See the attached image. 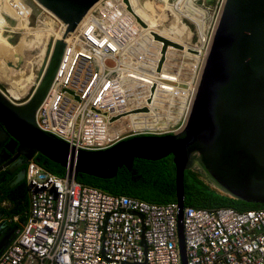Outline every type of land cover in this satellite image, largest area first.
<instances>
[{
  "label": "built area",
  "instance_id": "1",
  "mask_svg": "<svg viewBox=\"0 0 264 264\" xmlns=\"http://www.w3.org/2000/svg\"><path fill=\"white\" fill-rule=\"evenodd\" d=\"M31 1L35 7L27 0H0L6 21L3 35L27 30L34 10L33 25L48 15L57 28H64L62 21ZM129 5L125 0H101L87 13L71 32L52 87L39 109V127L77 149L104 150L137 135L178 134L185 126L212 40L189 52L183 45L184 50L175 49L188 57L191 50L199 49L204 57L193 88H181L180 71L172 74L168 68V51L159 70L163 44L158 42L162 46L155 63L158 46L143 35L144 26L137 20L131 0ZM10 68L18 69V64ZM164 70L176 78H159L168 88L158 102L162 105L178 98L180 104L184 99L183 123L176 133L153 132L156 127L135 130L128 119L149 113L158 91L157 81L153 84L147 76ZM169 105L164 115L156 106L153 117L158 122L173 117L176 106ZM166 123L160 129L167 130ZM65 178L36 162L29 164L28 218L0 264H182L176 202L157 204L113 195ZM183 225L188 264H264V208L186 206Z\"/></svg>",
  "mask_w": 264,
  "mask_h": 264
},
{
  "label": "water",
  "instance_id": "2",
  "mask_svg": "<svg viewBox=\"0 0 264 264\" xmlns=\"http://www.w3.org/2000/svg\"><path fill=\"white\" fill-rule=\"evenodd\" d=\"M27 1L35 7L31 0ZM35 1L65 26L60 36L51 40L38 85L30 90L25 101L17 103L0 89V127L3 136L12 139L13 144V148L8 146L5 150L14 153L16 149L17 158L20 157L25 166L39 162L37 158L42 156L65 168V179L74 182H78L80 174L112 179L123 168L131 171L136 159L157 161L172 155L176 168L182 264H188L183 225L186 171L198 172L214 189L231 198L264 204V0L224 1L180 133L137 135L96 151L77 149L49 135L39 127L37 117L52 87L71 32L101 0ZM125 2L129 5V0ZM129 9L132 10L130 5ZM35 12L31 15L32 24ZM6 18L15 26L14 20ZM137 20L146 27L139 16ZM152 36L163 44L161 70L168 49L184 50V47L155 32ZM142 110L147 112V108ZM2 150L0 147V160L8 159L10 154ZM12 163L0 168V174ZM8 171L18 175L13 188L26 181V170L21 175L14 167ZM19 231L18 225L10 228L6 223L0 225V258L15 242Z\"/></svg>",
  "mask_w": 264,
  "mask_h": 264
},
{
  "label": "rangeland",
  "instance_id": "3",
  "mask_svg": "<svg viewBox=\"0 0 264 264\" xmlns=\"http://www.w3.org/2000/svg\"><path fill=\"white\" fill-rule=\"evenodd\" d=\"M223 2L224 0H135V3L139 7V9L147 13L152 21L151 28L153 29V31L150 30V32H147L143 29V27H141V29H143L142 30L143 35L147 37V39H149L151 42H153V44H156L158 47L161 44L155 41V39L151 34L153 32L162 35L165 38L172 37V35H175L182 43L188 44L191 47L199 46L204 41H206L205 45H209L210 41L212 40L220 14L223 9L222 6L224 5ZM177 5H179V8L176 7ZM182 10L186 14H183L181 12ZM194 17L197 20H195ZM47 19H48L47 21L48 26L50 25L49 27L51 30L50 32L51 34L49 33L47 35V38H45L40 34L41 38L39 43H35V44L33 43L34 41L32 38H34V35L30 32L29 33L25 31L19 32L15 30V33H13L12 35L10 36L5 35L6 40L9 42V44L12 47H14L15 45H17V47L22 44L25 45L22 48H20L21 52H19L20 57L18 59L20 61L18 63V69L10 68V66L12 65L15 64L17 65L15 57L5 56L4 52H0V64H2V67L5 68V74L7 78L8 76H10L8 78L10 79L9 81H11V78L13 79V77L15 79L20 78L19 75L20 73H23L22 75H24L20 79L21 81L19 82L20 83L19 86L22 91L19 99H15L13 97V95L9 91L10 88H6V87L1 88L0 86V89L11 100L17 103L25 101L29 95L30 90L32 88H36L38 85V79L40 78L43 65L39 64L37 68L36 64H32L31 66V63L37 57L39 58L38 53L41 51L43 45H45L46 47V48L43 47L44 55L49 54V48L51 45L50 42H52L51 39L55 37L54 32L55 29L57 28L54 21L50 19L49 16ZM45 28H47V25H45ZM16 32L18 33L16 34ZM172 41L174 42V40ZM11 51L13 52V50ZM157 53L158 54L154 56L155 63L156 60L158 61V59L160 58V49H157ZM168 53H170V49L168 50ZM17 55L19 56V54ZM203 59L204 57L197 56L196 53L191 54L190 57L184 56L181 52H177V51H175L171 55L167 54V62L169 66L168 68L172 70L171 73L173 74V72L177 73L178 71H180L179 81L181 88H185L186 90L193 88V85L198 80V74L202 66ZM35 69L36 72L34 71ZM163 74H164L163 76L164 79L174 80L176 78L173 75L169 76L165 72V70ZM24 77H27L28 79L27 80L26 78L23 79ZM147 78L149 79V81H151L152 74H150V76H147ZM3 79L6 80V78L1 77L0 82H2ZM167 88L168 86L166 85L162 86L161 92H166ZM175 100L176 102L167 99L168 104L166 103V101L162 105L158 103L157 106L159 109H157V111H159V113H161L162 115H164L166 109L171 106L169 105L171 104V102L176 107L174 110L175 112L172 113L173 115H171L173 117L170 118L166 123L168 127L167 130L160 129L161 125H164L162 123H165L166 121L159 119L160 120L159 125L156 126V129H154L153 132L156 133L178 132L181 124L183 123V117L185 114L184 111L187 109V107H186V101L184 99L182 100V102H180V104L178 98H176ZM180 112L181 115H179Z\"/></svg>",
  "mask_w": 264,
  "mask_h": 264
},
{
  "label": "trees",
  "instance_id": "4",
  "mask_svg": "<svg viewBox=\"0 0 264 264\" xmlns=\"http://www.w3.org/2000/svg\"><path fill=\"white\" fill-rule=\"evenodd\" d=\"M38 158L40 161L36 163L49 173L60 178L66 176V169L61 165H56L42 156ZM13 177L8 171L3 172L0 175V190L4 194L3 199L12 204V208H6L5 211L12 218L19 217L20 221L14 224L22 227L30 209L28 185L23 181L12 188L8 184ZM78 182L113 195L137 197L152 203L177 202L176 168L172 155L157 161L136 159L131 171L123 168L112 179L80 174ZM184 184L186 206L208 209L229 206L238 210L264 208V204L231 198L217 191L198 172L192 170L186 171Z\"/></svg>",
  "mask_w": 264,
  "mask_h": 264
},
{
  "label": "bare ground",
  "instance_id": "5",
  "mask_svg": "<svg viewBox=\"0 0 264 264\" xmlns=\"http://www.w3.org/2000/svg\"><path fill=\"white\" fill-rule=\"evenodd\" d=\"M131 2H132V6H133L135 12L144 20V22H146V27L144 28V30L147 31V32H150V30L153 31V29L151 28L152 21H151V18H149V15L147 13L141 11V9H139V7L136 4L137 2L135 3V0H131ZM176 7L179 8V5H177ZM1 11H5L3 7H1V9H0V52H4L5 56L15 57L16 62L18 64L19 61H20L18 59L20 57V53L19 52H21L20 51V48H22L25 45L22 44V45H20L18 47H17V45H15L16 47L15 46L12 47L9 44V42L6 40L5 35H3L4 34V30L6 28V21L3 19V16L1 14ZM181 12L183 14H186V13H184L183 10ZM41 18H42L41 22H39V23H37L35 25H33L31 23V21H30V25H31L30 27H32V28H28L27 30H25V32H27V33L30 32V33H32L34 35V38H32L33 41H34L33 42L34 44L40 42V38H41L40 34L42 36H44L45 38H47V35L51 32L50 27H49L50 25L48 26V23H47V21H48V19H47L48 18V15H43V16H41ZM194 19H195V17H194ZM195 20H197V19H195ZM45 25H47V28H45ZM62 30H63V28H60V29L59 28H56L55 29V32H54V35H55L54 38H58L60 36ZM166 38L169 39V40H174L175 43H178L180 45H183L186 48L185 51H187V52H189L188 49H193L194 50L196 48V46L191 47L188 44L182 43L175 35H172V37H166ZM31 44H32V42H31ZM205 44H206V41L202 42L197 47L200 48L201 46H204ZM161 46H162V44L159 45L158 49H161ZM43 47H45V45L42 46L41 51L38 53L39 58L37 57L34 61H32V63L30 62L31 63V66H32V64H36V66L38 68V65L39 64L44 65L46 63L48 54L47 55H44V48ZM11 50H13V52ZM175 51H176L175 49L170 48V53H168V54L171 55ZM193 53H196L197 56H200L201 57L202 50L197 49V52L196 51H193ZM193 53H190L189 55H191ZM17 54H19V56ZM2 59H3V57H2ZM7 69H9V68H7ZM34 71L36 72V69ZM19 73H20V71H19ZM22 74L23 73H20L19 74L20 75V78H16L15 79L13 77V79L11 78V81H9L10 79H8V78L10 76H8V78H7V76L5 74V68H3L2 67V64H0V79H1V77L6 78V80L3 79L2 82H0L1 88H4V87L10 88L9 91H10V93L13 95V97L15 99H19L20 96H21V93H22L21 88L19 86V84H20L19 82L21 81L20 79L24 76ZM149 76H150V74H149ZM163 76H164V74L157 75V74H153L152 73V79H151L150 82L153 83V84H155L156 81H157L158 91L154 95L153 100H152V103L150 104V107H149L150 108V112L149 113H145V114L137 113V114L131 115L130 118L128 119L129 120V123H128L129 126L132 127V128H134L135 130H141V129H144V128L145 129H151V128H155L157 125H159L158 118L157 117H153V116H155L154 115V111L156 109L157 104L159 103L158 101H159V96H160V93H161L162 86L167 85V84H162V82L159 81V78H161V77H162L161 79H164ZM25 78H26V80L28 79L27 77H24L23 79H25ZM38 82H39V79H38ZM23 88H24V86H23ZM182 109H184V108H182ZM181 112H180L179 115H181ZM149 116H151V117H149ZM148 118H150V119H148Z\"/></svg>",
  "mask_w": 264,
  "mask_h": 264
},
{
  "label": "flooded vegetation",
  "instance_id": "6",
  "mask_svg": "<svg viewBox=\"0 0 264 264\" xmlns=\"http://www.w3.org/2000/svg\"><path fill=\"white\" fill-rule=\"evenodd\" d=\"M8 146L10 148H13L12 139L7 140L6 137L3 136V129H2V127H0V147L3 148L2 152L3 151H7L8 154H10V157L8 159L2 158V160H0V168L4 167L6 164H8L11 161H13V163L5 171H8L9 168H13L14 167V168H17L18 169V173L21 175V173L24 170L27 171L28 166H25L24 165V161H22L20 157L17 158V150L16 149H15V152L14 153L12 151H10L9 149L5 150ZM37 161H40V159L37 158ZM5 171H3V172H5ZM8 172L11 173V174H13V176H14L13 179H11L9 181V184H8V185H10L13 188V184L18 181V175L17 174H14L13 171H8ZM3 196H4V194L0 190V215L3 214V216H1V217H10L11 215H9L7 213V211H5L7 207L4 206V203L7 200L3 199ZM7 209H9V208H7ZM14 223H18V222H14ZM14 223H13V225H17V224H14ZM6 225H7V223H6ZM12 226L9 225V224L7 225V227H9V228L12 227Z\"/></svg>",
  "mask_w": 264,
  "mask_h": 264
},
{
  "label": "crops",
  "instance_id": "7",
  "mask_svg": "<svg viewBox=\"0 0 264 264\" xmlns=\"http://www.w3.org/2000/svg\"><path fill=\"white\" fill-rule=\"evenodd\" d=\"M4 206H6L7 208L11 209L12 208V204L8 201H6L4 203ZM19 217H15V218H12L11 216L10 217H1L0 218V224H3V223H7V225H13L14 222H19L20 221V218L18 219Z\"/></svg>",
  "mask_w": 264,
  "mask_h": 264
}]
</instances>
